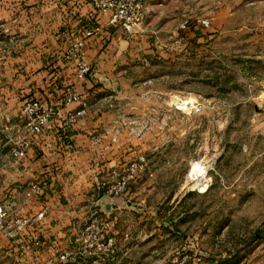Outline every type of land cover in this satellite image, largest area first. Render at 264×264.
<instances>
[{"label":"rangeland","instance_id":"rangeland-1","mask_svg":"<svg viewBox=\"0 0 264 264\" xmlns=\"http://www.w3.org/2000/svg\"><path fill=\"white\" fill-rule=\"evenodd\" d=\"M147 9L127 33L147 26L163 53L120 64L103 90L116 115L107 130L143 137L154 175L129 230L130 264H264V0ZM15 44L0 39L2 62ZM175 96L193 108L168 104Z\"/></svg>","mask_w":264,"mask_h":264},{"label":"crops","instance_id":"crops-1","mask_svg":"<svg viewBox=\"0 0 264 264\" xmlns=\"http://www.w3.org/2000/svg\"><path fill=\"white\" fill-rule=\"evenodd\" d=\"M153 6L149 5L151 10ZM88 10L82 0H0L3 39L18 43L17 53L8 51L0 66V198L14 185L25 188L43 178L54 187L36 201H27L23 188L16 190L15 208L21 217L28 219L21 237L33 250L23 252L7 247L8 241L0 237L3 264H45L64 248L74 252L72 241L79 228L94 216L107 222L117 241L113 260L102 264H112L115 259L119 260L117 264H130L133 259L129 230L137 224L136 212L143 205L144 192L149 190L145 188L154 175L146 158L149 175L146 173L144 181L143 177L136 179L139 182H131L123 193H106V187L115 178L112 168L124 169L135 160L143 152L144 139H139L136 133L126 136L125 131L114 141L111 139L107 124L116 115L106 109L103 90L108 85V76L126 67L120 64L152 58L163 51L152 41L154 36L157 38L156 32L152 31L154 36L146 33L151 32L147 26L127 33L106 25L103 15L98 20L102 24L100 32L85 41L81 52V60L90 65L91 72L78 80L75 63L63 61L61 55L71 40L82 33ZM191 33L196 36V32ZM32 38L38 40L29 43L27 40ZM57 78L74 85L87 98L88 107L71 132L75 149L67 153L50 133L36 137L26 156L15 159L11 154L14 141L31 134L29 125L17 119L24 96L34 92L42 101H48L50 82ZM76 106V102L71 103L62 111ZM110 113L114 114L109 116ZM6 119L11 121L10 125ZM41 204L47 206V211L34 222L32 218ZM74 264L92 263L76 256Z\"/></svg>","mask_w":264,"mask_h":264},{"label":"built area","instance_id":"built-area-1","mask_svg":"<svg viewBox=\"0 0 264 264\" xmlns=\"http://www.w3.org/2000/svg\"><path fill=\"white\" fill-rule=\"evenodd\" d=\"M89 7L85 15L86 25L79 36L74 37L68 48L62 53L63 61L74 62L76 66L75 77L83 80L91 72L89 64L81 60V52L85 46V41L95 37L102 28L99 18L106 16L105 24L119 27L123 31H130L133 27L140 25L147 13V0H82ZM189 24H182L180 39L187 38L186 30ZM4 37L0 22V39ZM2 56H0V66ZM145 62H148L145 59ZM77 106L62 111L64 107L71 103ZM168 104L173 105L181 111L190 110L194 103L190 98L175 96V99L168 100ZM88 107L87 98L83 93L78 92L74 85L66 83L62 88L61 104L42 101V99H24V103L19 110L17 119L29 125L30 136L14 141L11 154L15 159H22L26 156L28 149L36 137L53 134L58 142L67 150L73 152L75 143L71 134L78 119L84 114ZM57 119V124L54 123ZM6 124L11 123L6 119ZM5 128V127H4ZM117 128V127H116ZM118 130V129H117ZM115 134L111 139L114 141ZM147 159L143 153L137 154L135 160L129 162L124 169L112 168L114 179L106 187L108 194L123 193L128 189V185L133 182L137 173L147 169ZM58 170V168H56ZM53 183L46 182V179L35 180L27 187L14 185L8 192H4L0 198V237L8 241L7 247H14L18 251L29 252L33 246L28 241L22 239L21 232L28 219L21 217L15 208V192L23 188L27 201L41 200L49 194L54 187ZM47 206L41 204L40 209L34 215V222L45 216ZM74 252L62 249L55 259H49L45 264H74L75 257L90 259L92 264H102L105 260H113L115 247L117 244L115 234L110 231L107 222L94 216L87 220L78 230L76 237L72 241ZM3 253L0 252V264ZM115 259L113 263H116Z\"/></svg>","mask_w":264,"mask_h":264},{"label":"trees","instance_id":"trees-1","mask_svg":"<svg viewBox=\"0 0 264 264\" xmlns=\"http://www.w3.org/2000/svg\"><path fill=\"white\" fill-rule=\"evenodd\" d=\"M189 30V25L188 29L185 31L187 34V31ZM52 64V63H51ZM67 82L62 79H55L52 82H50V88L48 90V93L46 94V97H48L47 102H51L52 100L54 102H57L58 104L62 102V88ZM26 99L27 98H32V99H39L40 97L36 96L34 92H30L24 96Z\"/></svg>","mask_w":264,"mask_h":264},{"label":"bare ground","instance_id":"bare-ground-1","mask_svg":"<svg viewBox=\"0 0 264 264\" xmlns=\"http://www.w3.org/2000/svg\"><path fill=\"white\" fill-rule=\"evenodd\" d=\"M194 173H195V169L192 168V169L190 170V176H191V177H194V176H192V175H194Z\"/></svg>","mask_w":264,"mask_h":264}]
</instances>
